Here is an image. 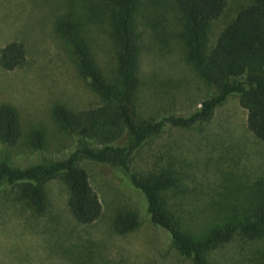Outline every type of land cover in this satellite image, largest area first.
Instances as JSON below:
<instances>
[{"label":"rangeland","instance_id":"obj_1","mask_svg":"<svg viewBox=\"0 0 264 264\" xmlns=\"http://www.w3.org/2000/svg\"><path fill=\"white\" fill-rule=\"evenodd\" d=\"M248 2L227 0L223 14L210 25L207 46ZM111 3L0 0V47L17 40L25 49L21 67H0V104L8 103L16 110L22 139L35 129L44 137L38 152L21 144L13 148L1 145L0 161L20 166L49 162L73 151L75 137L54 120L53 106L60 104L76 111L100 104V98L79 75L73 50L54 23L70 10L90 14L93 20L97 16L89 36L95 59L108 74L115 66V45L108 33L106 13ZM134 22L138 114L160 119L193 111L209 88L184 58L178 39L181 19L174 3L139 0ZM78 166L86 171L102 206L99 218L90 224L77 222L71 214L68 189L60 176L44 185L46 208L42 214L33 211L18 186L0 183V264H192L150 222L143 195L128 185L122 170L85 159H80ZM131 168L141 173L173 172L183 188L182 209L190 211L195 221L192 226H210V220L216 218L211 213L215 208L212 203L225 201L221 197L231 189V194L239 192L238 198H248L249 187L264 182V141L247 130L245 110L236 96H229L210 121L195 128L162 126L135 153ZM174 195L178 193L168 192L169 202ZM123 212L136 214L140 224L119 234L114 220ZM228 213L229 209L224 210L218 217ZM207 258L210 264H264V237L250 240L235 235L210 250Z\"/></svg>","mask_w":264,"mask_h":264},{"label":"trees","instance_id":"obj_2","mask_svg":"<svg viewBox=\"0 0 264 264\" xmlns=\"http://www.w3.org/2000/svg\"><path fill=\"white\" fill-rule=\"evenodd\" d=\"M111 2L106 13L108 33L115 45V66L108 74L99 67L89 36V27L98 22L97 16L93 20L90 14L70 10L54 23L56 31L73 50L79 75L100 98V104L76 111L60 104L53 106L52 117L75 137V148L68 155L49 162L40 160L16 166L11 161L1 160L0 183L18 186L20 195L33 211L42 214L46 208L44 185L60 176L68 189L67 205L71 214L77 222L90 224L99 218L102 206L86 171L78 166V161L85 159L122 170L128 185L143 195L150 222L192 264H210L207 253L235 235L250 240L263 238V181H257L256 187H249L248 198H238L239 192L231 194V189L221 197L225 201L212 203L215 208L211 213H215L216 218L210 220V226L196 228L192 226L195 223L192 213L182 209L183 188L173 172L141 173L132 170L131 164L135 153L162 126L195 128L210 121L215 109L229 96H236L245 110L247 130L264 141V0H249L240 6L211 46H207L208 30L223 14L227 0H172L181 19L178 39L184 58L207 84L209 93L186 115L169 114L160 119L144 118L136 110L139 82L134 17L139 0ZM24 62L22 42L11 40L0 47L2 69L13 70ZM22 137L16 110L8 103H1L0 146L13 148L21 144L33 152L44 146L39 129ZM169 191L178 193L173 202L168 201ZM228 209L230 213L218 217ZM139 224V218L132 212L120 213L114 220L119 234L130 232Z\"/></svg>","mask_w":264,"mask_h":264}]
</instances>
